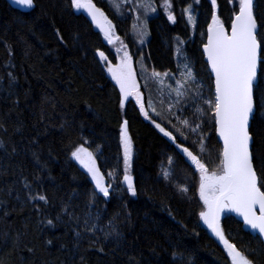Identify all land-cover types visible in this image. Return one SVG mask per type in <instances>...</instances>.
<instances>
[{
  "label": "trees",
  "instance_id": "1",
  "mask_svg": "<svg viewBox=\"0 0 264 264\" xmlns=\"http://www.w3.org/2000/svg\"><path fill=\"white\" fill-rule=\"evenodd\" d=\"M34 1V9L26 12L0 0V264H231L224 245L199 216V173L176 145L201 155L211 170L218 164L222 142L211 111L194 94L198 90L210 98L214 92L202 47L213 14L230 27L233 0H217L218 9L211 0H173L175 24L168 20L164 0H154L156 12L147 17L151 63L177 70L178 43L194 67L195 83L190 80L185 86L187 95L171 112L166 110L165 117H156L176 136L175 142L155 127L154 117L145 118L132 98L121 107L119 86L99 57L103 51L115 62L113 45L87 16L71 7L70 0ZM95 1L108 11L104 0ZM189 4L195 27L183 11ZM254 10L258 23H264V0H255ZM111 16L136 54L132 10L125 17L116 10ZM260 35L264 33L258 39ZM149 81L153 99L159 86L153 78ZM259 85L250 133L254 165L261 175L264 64ZM156 101L162 108L166 97ZM124 119L132 140L129 174L137 188L135 197L123 182ZM183 120L192 127L203 121L206 153H200L199 143H194L197 135ZM80 145L95 155L111 183L109 197L95 189L91 175L72 157ZM181 186L189 191L182 192ZM35 194L45 195L47 202L31 199ZM221 224L238 249L255 264H264L263 241L245 231L234 212H225Z\"/></svg>",
  "mask_w": 264,
  "mask_h": 264
},
{
  "label": "snow or ice",
  "instance_id": "2",
  "mask_svg": "<svg viewBox=\"0 0 264 264\" xmlns=\"http://www.w3.org/2000/svg\"><path fill=\"white\" fill-rule=\"evenodd\" d=\"M233 2L235 3V14L230 21V32L225 28L224 22L218 14L212 15L211 24L207 28V43L204 44V52L207 55L211 72L214 74V92L210 98H205L203 93L198 90L194 94L196 99H203L204 104L211 111V118L215 125L214 131L223 142L217 155L218 164L210 170L201 155L194 153L182 143L176 146L199 173L198 192L203 201V207L199 213L200 218L223 243L231 264H255L249 255L238 249L235 243L230 242L221 224V217L225 212H235L242 217L245 225L264 236V190H262L264 189V173L257 174L251 150L252 135L250 133V120L253 119L256 108L254 88L260 87L258 68L264 64V58L261 56L264 35H260L258 39V34L264 33V23H258L254 0H233ZM16 3L27 5L30 8L34 7V0H16ZM128 3L129 0H121V3L116 4L115 7L119 9L121 4ZM195 3L198 4L199 0H195ZM211 4L213 7L219 8L217 0H211ZM70 6L76 10L87 12L91 20L103 32L104 39L115 47V51L119 55L118 64H112L103 51L99 52V57L106 62L107 71L119 86V91L123 96L121 107L132 97L139 105L145 118L151 119L146 108L144 94L141 92L136 78L132 55L128 51V46L117 34L116 25L101 8L97 7L93 0H70ZM137 6L147 8L150 12H156V7L152 3L137 0ZM163 6L168 10V20L175 24L177 17L171 11L173 0H164ZM183 11L188 13V20L195 27L192 5L189 4ZM138 19L139 17H137ZM136 28L137 24H133V29ZM139 35L140 43L143 44V37L148 35L147 20L139 28ZM59 38L63 39V37ZM177 55H181L179 48ZM184 67L186 71L182 74V79L176 81L178 87L173 89L178 98L177 103L180 102V97L187 95L185 86L188 82L191 80L195 83V76L189 66L185 64ZM142 71H146V69L142 68ZM169 75V73L162 74L153 69L151 76L146 78L145 87H147L148 79H159L161 76L168 77ZM153 111H155L154 108ZM198 111L207 114L202 108ZM152 122L164 136L169 137L173 142L176 141L177 138L171 131L154 120ZM182 123L190 127L191 132L197 135V141L194 143H199L200 153H206L207 148L204 142L206 137L203 136L201 130L203 121L195 123L194 127L189 124L188 120H183ZM180 134L185 140L188 139L183 131ZM121 140L124 158L123 182L126 184V191L135 197L137 188L133 177L129 174L132 160V140L128 131L127 119L122 121ZM71 155L91 175V179L95 182V189H98L103 197H109L112 186L110 183H106L104 173L98 167L95 155L83 145L76 147ZM163 174L166 177L169 176L167 171ZM108 175L116 178L114 173L110 172ZM180 190L185 193L189 191L184 186H181ZM31 199L47 202V197L43 194L31 195ZM48 223L52 224L53 222L49 220Z\"/></svg>",
  "mask_w": 264,
  "mask_h": 264
},
{
  "label": "rangeland",
  "instance_id": "3",
  "mask_svg": "<svg viewBox=\"0 0 264 264\" xmlns=\"http://www.w3.org/2000/svg\"><path fill=\"white\" fill-rule=\"evenodd\" d=\"M93 1L96 2L95 0H93ZM141 2L153 4L155 1L154 0H141ZM104 3L106 4L107 9H108V11L104 10V13L108 16V18L110 20H112L113 24H116L115 22L117 21V19L115 17L111 16V14L114 13L115 10L120 15H121V13H123V15H121L123 17H125L126 15L128 16V14L131 13V10L134 14L133 22H134V24H137V28L134 29V32H135L134 39L136 41L135 45H138V47H137L136 54H133V51H131L129 48H128V51L132 55V58H133V67L136 71V78H137V81L140 85V90L144 94V98H145V102H146V108L149 112V116L154 117L155 119L152 118V120H154L156 123L161 124V126L165 127V124H163L160 121V119H156V117H158V113H159V115H162L163 117H165L167 115L165 113L166 110L171 112L172 108L177 103L178 98L176 97V94L173 91V89L178 87L176 81L181 80L182 74L186 71V69L184 67L185 64H187L189 66V69L191 70L192 74L194 75V67L190 61V58L188 55H186L184 53L183 50L180 49V45L178 43H176L175 44L174 58H175L176 63H177V66H176L177 70H173L171 72L167 65H164V66L161 65L159 67L153 65L150 61V58H152L151 53L147 48L148 47L147 43H148L149 38H150L148 24H147L148 35L143 37V39H144L143 44L140 43L141 37L139 35V28L143 25L145 20H148L147 17L151 12L148 11L147 8L138 7L137 6V0H129L128 4H121V7L119 9H117L115 7V5L120 4L121 0H104ZM153 6L156 7L154 4H153ZM187 7H188V5H187ZM187 7H185V8H187ZM77 11H81V10H77ZM186 14H187V18H188V13L186 12ZM192 15H193V17L195 15L193 8H192ZM115 16L118 18L117 14H115ZM137 17H139L138 20H137ZM190 23L192 24L191 21H190ZM116 32L121 37L124 44L126 43V45H127V42L125 41V36H124L125 34L118 31L117 27H116ZM178 48L181 52V55H179V56L177 55V49ZM111 49H112L111 50L112 55L115 57V62H112L111 60L110 61L112 64H118L119 63V55L116 53L114 46H112ZM149 56H150V58H149ZM142 68L146 69V71H142ZM153 69L156 72H160L162 74L163 73H169L170 75L168 77L161 76L159 79L153 78L157 82V84L159 86V90L155 93L156 95L155 94L153 95V99H151V96L149 95L150 90H149V86H148V83L150 82L149 79L147 80V87H145V83H146V78L151 76V72ZM148 72L150 74H148ZM160 96L166 97L165 106H162V108H159V105L157 104V101H156L157 97H160ZM130 98H132V97H130ZM206 98H208V96ZM132 99L134 100V98H132ZM154 100L156 101V103ZM165 107H166V109H165ZM153 108L155 109V111H153ZM105 181H106V183H110L107 181V179H105Z\"/></svg>",
  "mask_w": 264,
  "mask_h": 264
},
{
  "label": "water",
  "instance_id": "4",
  "mask_svg": "<svg viewBox=\"0 0 264 264\" xmlns=\"http://www.w3.org/2000/svg\"><path fill=\"white\" fill-rule=\"evenodd\" d=\"M8 1V3H10V5L11 6H13L14 8H17V9H19V10H21V11H31V10H33L34 9V7H35V1H34V7H28L27 5H24V4H17L16 3V0H7ZM94 2V1H93ZM96 5H97V7H99V8H101L100 6H99V4L98 3H96V2H94ZM254 3H255V0H254ZM102 10V9H101ZM82 11V13L83 14H85L86 16H87V18L89 19V21L91 22V24H93L94 26H95V28L97 29V30H99L102 34H103V32L96 26V24L91 20V17L88 15V13L87 12H85V11H83V10H81ZM103 11V10H102ZM225 26V25H224ZM225 28H227L228 30H229V32H230V27L228 28L227 26H225ZM206 43H207V39H206ZM202 51H203V53H204V56H205V60H206V62L208 63V61H207V55H206V53L204 52V45H203V47H202ZM208 67H209V71H210V73H211V75H212V77H213V79H214V74H212V72H211V67H210V65H209V63H208ZM259 72H260V68H258V82H259ZM254 95H255V88H254ZM255 113H256V108H255V111H254V115H255ZM254 118V117H253ZM252 120L253 119H251L250 120V127H251V124H252ZM220 140H221V138H220ZM221 142H222V140H221ZM223 143V142H222ZM252 145H253V137H252V144H251V150H252ZM235 213V212H234ZM235 215L237 216V218L243 223V219H242V217H240L237 213H235ZM243 227H244V229H245V231H248V232H250L251 234H253V235H255V236H259L260 238H261V240L263 241V243H264V236H261L257 231H255V230H252V229H250L247 225H245L244 223H243ZM214 234V233H213ZM217 238V237H216ZM218 239V238H217ZM218 241L223 245V243L218 239ZM231 242V241H230Z\"/></svg>",
  "mask_w": 264,
  "mask_h": 264
},
{
  "label": "flooded vegetation",
  "instance_id": "5",
  "mask_svg": "<svg viewBox=\"0 0 264 264\" xmlns=\"http://www.w3.org/2000/svg\"><path fill=\"white\" fill-rule=\"evenodd\" d=\"M143 114V113H142ZM147 119V118H146Z\"/></svg>",
  "mask_w": 264,
  "mask_h": 264
}]
</instances>
